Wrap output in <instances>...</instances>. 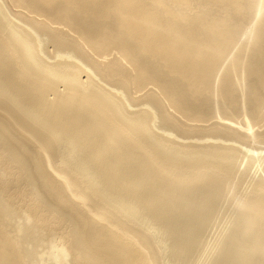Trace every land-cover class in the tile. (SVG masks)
<instances>
[{
	"label": "bare ground",
	"instance_id": "bare-ground-1",
	"mask_svg": "<svg viewBox=\"0 0 264 264\" xmlns=\"http://www.w3.org/2000/svg\"><path fill=\"white\" fill-rule=\"evenodd\" d=\"M0 264H264V0H0Z\"/></svg>",
	"mask_w": 264,
	"mask_h": 264
}]
</instances>
